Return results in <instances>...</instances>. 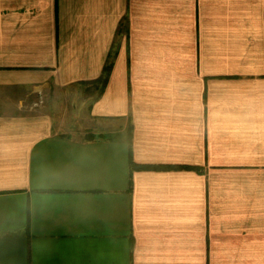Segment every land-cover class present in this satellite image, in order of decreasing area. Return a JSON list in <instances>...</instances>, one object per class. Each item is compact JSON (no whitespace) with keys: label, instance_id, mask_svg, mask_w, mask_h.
<instances>
[{"label":"crops","instance_id":"1","mask_svg":"<svg viewBox=\"0 0 264 264\" xmlns=\"http://www.w3.org/2000/svg\"><path fill=\"white\" fill-rule=\"evenodd\" d=\"M0 264H264V0H0Z\"/></svg>","mask_w":264,"mask_h":264},{"label":"rangeland","instance_id":"2","mask_svg":"<svg viewBox=\"0 0 264 264\" xmlns=\"http://www.w3.org/2000/svg\"><path fill=\"white\" fill-rule=\"evenodd\" d=\"M101 89L102 86L100 83H94V85H88V86L87 85L77 86L74 89L71 88H66V89L64 88L61 90L50 89L48 91H52L53 93H55V91H64L62 94L61 93L59 94L60 96L62 95V101L54 100V98H51L49 92H46V94L43 92L37 95L35 98H33L32 103L37 104V106L34 105V108H40V107L48 108V110H51L56 116H59V112H61L60 106L62 105L64 106L66 111L74 112V114H76L77 112L80 113L81 111H86L89 107V104L94 99L95 95L99 94ZM58 98L59 96L56 97V99Z\"/></svg>","mask_w":264,"mask_h":264},{"label":"trees","instance_id":"3","mask_svg":"<svg viewBox=\"0 0 264 264\" xmlns=\"http://www.w3.org/2000/svg\"><path fill=\"white\" fill-rule=\"evenodd\" d=\"M111 70H112V62H109L108 64L105 65L101 76L92 81L93 83H100L101 84L102 89H101L99 95L102 94L104 88L106 87V85L108 83ZM128 135L130 137V135H131L130 130H129V134Z\"/></svg>","mask_w":264,"mask_h":264}]
</instances>
